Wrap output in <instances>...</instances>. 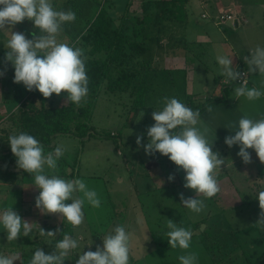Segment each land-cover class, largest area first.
Segmentation results:
<instances>
[{"label":"rangeland","instance_id":"374dc122","mask_svg":"<svg viewBox=\"0 0 264 264\" xmlns=\"http://www.w3.org/2000/svg\"><path fill=\"white\" fill-rule=\"evenodd\" d=\"M111 1L110 12L113 15L122 13L126 0ZM142 1L132 0L131 10L134 13L141 12ZM214 1L190 0L186 21H165L164 26L170 29L159 33L168 39L169 46L165 49L167 54L176 51L181 54L185 50L179 44L178 48L172 49V44H169L171 35L166 32H175L186 38V41L192 40L187 46L192 51H188L191 63L189 75L186 71V79L187 75L189 79L185 86L180 82L177 86L156 88L147 95L144 106H136L129 92L106 91L104 84L90 121L93 135L84 140L73 135H58L52 142L54 148L45 151L47 154L57 146H62L64 154L60 158L68 160L70 166L65 168L66 175L60 177L85 181L89 189L97 192L101 206L94 208L85 202L84 221L79 227L74 228L64 219L65 228L59 237L58 233L56 237H41L40 228L46 232L55 231L60 228L63 216L43 213L36 208L35 198L40 190L35 186H26L23 188L25 199L22 195L24 207L17 213L23 220L31 223L32 232L30 237L21 234L16 241L8 242L5 229L0 225V255L17 256L18 260L14 264H29L35 250L41 248L46 254H52L56 250V242L68 235L78 240V247L68 253L64 264H76L80 254L89 250L96 251L97 246L102 248L103 237L114 234L117 226H124L131 233L129 264H180L179 256L189 253L197 256L196 264H242L244 259L254 261L264 252V226L256 224L261 212L257 196L260 191H264V163L260 162L254 149H248L252 162L245 164L237 155L239 145L229 148L224 142L229 135L217 137L218 133L210 128L213 134L208 139L211 142L215 138L213 151L220 153L225 164L217 173L220 192L205 199L206 208L197 214L185 208L180 201V193L186 198L196 195L194 190L183 186L185 172L168 157L158 152L146 155L144 148L136 144L137 135L140 134L143 135L141 145L148 143L147 128L155 123L152 113L163 109L164 97L176 98L182 102L188 95H195L196 99L200 97L196 100L198 102L215 96V88L222 91L224 84L221 85L219 80L222 78L228 81V78L222 75L223 67L216 58L228 57L223 43L241 59H244L250 48H264L263 6L250 0L254 3L247 6V24L242 21L236 24L235 17L219 24L220 16L214 8ZM256 1L264 3V0ZM104 2L105 0H51L54 9L71 10L76 14L74 22L63 26V32L57 37L58 42L71 45L86 19L96 13ZM200 2L205 4L201 6ZM252 11L253 14H249ZM154 31L156 32L155 28ZM11 32H21L26 38L32 39V33L39 34V29L35 28L33 21L25 19L8 30L0 31V50L4 48L0 56V214L8 206L5 202L8 196L11 205H19L17 189H21L25 183L22 169H18L17 158L11 152L8 137L5 136L11 135V131L15 132L6 120V115L15 109L13 66L11 62L5 61V54L9 50L5 44L10 39ZM76 46L82 48V43L78 42ZM155 48L156 51L159 50L158 47ZM153 53L154 62L155 51ZM233 67L235 68L234 61ZM240 67V64L237 65L236 70L239 71ZM239 86L236 84L231 91L232 99L235 97V88ZM54 98L53 105H59L65 101L66 93L55 95ZM35 102L40 107L39 100ZM259 102L263 103V100H252L248 106L259 110ZM237 104H242V100ZM220 106L212 108L215 109L212 111ZM31 108L29 110L33 111ZM219 109L221 113L217 111L213 117L228 116V113H224L225 108ZM200 120L205 124L206 119ZM77 157L78 161L72 168ZM13 160L15 163L11 164ZM45 172L50 170L46 168ZM169 175L174 176L173 181L168 180ZM27 177L30 180L26 182H34L31 175ZM198 198L204 199L202 196ZM168 219L193 232L188 249L170 247L166 235L169 231ZM202 224H205L203 230L196 233Z\"/></svg>","mask_w":264,"mask_h":264},{"label":"clouds","instance_id":"9594fccd","mask_svg":"<svg viewBox=\"0 0 264 264\" xmlns=\"http://www.w3.org/2000/svg\"><path fill=\"white\" fill-rule=\"evenodd\" d=\"M25 19L33 21L39 34L32 33V39L24 33L11 32L5 47V61L14 67V83H22L28 91L38 90L43 97L53 94H67V99L80 104L89 92V77L86 72L83 49L67 43L58 42L57 37L63 32L66 23L74 22L76 14L71 11L54 9L51 0H0V31L8 30ZM223 67L222 75L228 82L240 80L235 88V96L252 101L264 96V91L248 88L242 81V74L233 67V60L226 56H217ZM249 73L264 77V48L257 46L250 57L245 56ZM164 107L152 113L155 123L147 128L148 143L141 145L143 135H137L136 144L142 146L146 155L160 153L185 172L184 188L194 190L195 197H185L180 193L181 204L194 213H201L205 208V199H210L220 192L217 173L225 164L220 153L213 151L214 139L208 137L212 130L200 120L199 109L193 111L176 98H163ZM207 111H212L208 106ZM199 125V126H198ZM235 131V135L225 137V144L231 148L239 145L237 155L245 164L252 162L248 149H254L261 163H264V115L252 119L247 115L239 119L238 125L231 122L225 126ZM179 131H175L176 129ZM215 137V133H214ZM11 152L17 158L18 169L29 173L38 188L35 206L43 213L62 215L74 228L84 221L83 206L85 202L94 208L101 206V200L94 189H89L81 179L66 180L59 175H47L45 169L55 173L58 160L64 154L62 146L45 154L44 146L33 135L26 132L8 137ZM169 181L174 180L169 175ZM77 193L82 195H76ZM204 197L200 199L198 197ZM257 199L261 212L256 224L264 226V191L258 193ZM71 201V203H66ZM0 225L7 234L8 242L16 241L21 234L30 237L31 223L23 220L13 210L6 208L0 214ZM166 233L171 248L188 249L193 232L179 227L168 219ZM60 231H45L40 228L41 237H56ZM131 233L124 226H117L114 234L103 237V247L96 251H87L79 255L76 264H129ZM78 247V240L64 235L56 242L55 251L46 254L41 248L35 250L29 264H64L68 253ZM17 256L0 255V264H14ZM180 264H196L194 253L179 256Z\"/></svg>","mask_w":264,"mask_h":264},{"label":"trees","instance_id":"16d2710c","mask_svg":"<svg viewBox=\"0 0 264 264\" xmlns=\"http://www.w3.org/2000/svg\"><path fill=\"white\" fill-rule=\"evenodd\" d=\"M112 2L105 0L99 10L86 19L71 43L75 46L78 42L82 43L81 49L86 57L85 66L89 77L87 97L80 104H75L67 99L66 94L63 103L53 105L56 94L45 98L38 90L30 92L22 83H13L15 109L6 115V120L17 133L11 131L9 134L26 132L33 135L44 146L45 152L54 148L52 142L58 135H73L82 140L93 135L90 121L104 84L106 91L129 92L136 106H144L147 95L156 88L177 86L180 82L183 86L186 85L184 68L159 66L153 62L152 55L155 47L164 45L165 40H168L159 34L165 30L164 22H183L187 19L189 0H144L140 13H134L131 10L132 0H126L122 13L117 15H113L109 10ZM3 49L0 50V56L4 52ZM241 63V67L246 69L245 63ZM12 75L14 77L13 67ZM235 86V82L224 84L220 94L198 102L196 100L199 98L196 99L195 95H188L182 103L193 111L199 109L201 114L210 105L227 103ZM37 99L40 107L36 106ZM26 106L28 108H25ZM30 108L34 110L30 111ZM179 130L178 128L175 131ZM4 137L3 139H7ZM77 161L78 157L75 164L71 165L72 168ZM57 163V172L45 173L66 175L65 168L70 166L69 161L63 157L59 158ZM22 173L24 180L30 175L24 170ZM17 194L20 196L19 205H11L9 201L7 207L20 208L23 191L17 189ZM64 219L63 217L60 225L62 230L65 228ZM242 264H264V252L254 261L244 259Z\"/></svg>","mask_w":264,"mask_h":264},{"label":"crops","instance_id":"0c3cea01","mask_svg":"<svg viewBox=\"0 0 264 264\" xmlns=\"http://www.w3.org/2000/svg\"><path fill=\"white\" fill-rule=\"evenodd\" d=\"M189 2H190V0H189ZM189 2L187 4L188 12H189ZM214 2H215L214 8L216 9L218 15L220 16L223 12L232 13L237 19L238 18L240 19L236 22V24L240 21H242L244 24L246 22H248V18H247L248 12H249V9L247 8L248 5H251L252 3L255 2L256 4H259L261 7L263 6V8H264V3H257L256 0L254 2H250V0H215ZM203 4H205V3L200 2L201 6ZM253 12L254 11L250 12L249 14H253ZM166 29H170V28L165 26V30ZM166 31H168V30H166ZM166 33L171 35L170 36L171 39L169 41V44H172V46H173L172 49H175V47L178 48L179 47L178 44H179V45L183 46L186 53L182 52L181 54H179L175 50L176 52H174L172 54H167V52H165V49H167L166 46H169V45H167L168 40H165V44L162 46H159L158 51H156V48L154 50L155 51V64L162 66V67H166V68H184L188 72V75H189V70H190L189 65L191 63L190 62L191 56L189 54L190 52L188 53V51H192V50L188 49L187 46L189 45L188 42H191L192 40L186 41L187 40L186 38H184L183 36H179V34H176L175 32H171V33L166 32ZM177 38H179V39H177ZM197 41H199V40H197ZM223 45L225 46L227 56L234 61L235 69L237 68V65H239V64L241 65L242 64L241 62L243 61L245 63V68L248 70V65L246 64L245 60L236 57V55H234V53H233V50H230L229 47L225 43H223ZM252 50H254V48H250L248 50V52L245 53V55L250 57ZM250 74H251L250 75L251 79H250V82L247 84V87L248 88L256 87V88L264 91V77L260 76L258 71L254 74H252V73H250ZM188 75H187V79H189ZM219 82L221 83V85L232 83V82L224 81V79H222V78L219 80ZM189 83H190V81H189ZM235 83H236V81H235ZM221 90H222V88H221ZM214 91H215L214 93H216L215 95H217L218 93L219 94L221 93L216 88ZM202 97H205V96H202ZM231 99H232V97L230 96L229 101L227 103L219 104V105H213L212 108H217V106L222 105V106L218 107V109H216V111H210L209 112L206 109L200 114V118L206 119L205 124H207V126L209 128H211L214 132L216 131V133H218V134H216L217 137L222 138L226 135H232L233 133H235V131L228 129L225 126L231 122H235L238 125L239 119L245 115H247L248 117H250L252 119H259L261 115H264V96H261L263 103L259 102L261 105V108L259 110H255L253 107L248 106V104H250V100L246 99L243 96L239 97L238 99L235 96L234 99H232L233 101H231ZM241 100H242V104L238 105L237 102L241 101ZM226 106H228V107H226ZM219 108H225L226 111L224 113H228V116H225V115H217L216 116V115H214L215 117H213V114L215 112L218 111L221 113V109H219ZM212 110H215V109H212ZM14 163H15L14 160L11 161V164H14ZM29 180H30L29 177H27L25 180L23 179V182H25V183H24V186L21 187V190H23V188H25L26 186H28V188L34 186L33 181L26 182ZM24 196H25V190H23V198H24ZM9 198H10V196H8L6 201H5L7 205L9 203ZM24 203H25V201L23 200L20 208L14 207L15 209L13 208V210L16 212L23 210ZM6 208H8V207H6Z\"/></svg>","mask_w":264,"mask_h":264},{"label":"built area","instance_id":"2783aa9c","mask_svg":"<svg viewBox=\"0 0 264 264\" xmlns=\"http://www.w3.org/2000/svg\"><path fill=\"white\" fill-rule=\"evenodd\" d=\"M204 16H206L204 14ZM234 15L232 13L229 12H223L220 17L218 18V23L219 24H224L227 20H233L234 19ZM235 22L238 21V19L235 17ZM239 72L242 74V81L246 82V84H248L250 82V73L248 72L247 69H244L242 67H240ZM236 83L240 84L241 81L237 80Z\"/></svg>","mask_w":264,"mask_h":264},{"label":"water","instance_id":"95a60500","mask_svg":"<svg viewBox=\"0 0 264 264\" xmlns=\"http://www.w3.org/2000/svg\"><path fill=\"white\" fill-rule=\"evenodd\" d=\"M204 226H205V224H202V226L200 227V229H198V230L196 231V233H200V232L203 230ZM59 229H60V231L58 232V237H59V235L61 234L62 227H60Z\"/></svg>","mask_w":264,"mask_h":264}]
</instances>
